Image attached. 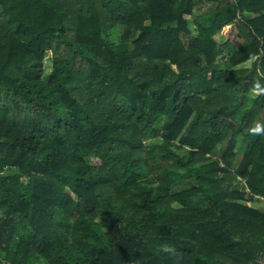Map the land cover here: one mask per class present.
I'll return each instance as SVG.
<instances>
[{
	"label": "trees",
	"instance_id": "16d2710c",
	"mask_svg": "<svg viewBox=\"0 0 264 264\" xmlns=\"http://www.w3.org/2000/svg\"><path fill=\"white\" fill-rule=\"evenodd\" d=\"M259 201L264 0H0V264H264Z\"/></svg>",
	"mask_w": 264,
	"mask_h": 264
},
{
	"label": "rangeland",
	"instance_id": "374dc122",
	"mask_svg": "<svg viewBox=\"0 0 264 264\" xmlns=\"http://www.w3.org/2000/svg\"><path fill=\"white\" fill-rule=\"evenodd\" d=\"M65 14V21L68 24H73V15H71L70 13L66 12L63 13V15ZM237 33V29L236 27H227L223 30V32L221 33V36H223L224 38H227V36H230L229 39L231 41V43H234L235 45H237L240 41L237 39V37L234 35ZM233 44V45H234ZM251 63H247L244 67L248 68L250 66ZM254 96V95H253ZM218 124L221 127H227L229 124H231L230 129L233 130L234 135L238 136L239 135V131H238V124L235 123L234 121L230 120V119H225V118H218L217 119ZM242 156V151L240 150L238 153V160H240ZM254 207L263 210L264 211V201H259L255 204H253Z\"/></svg>",
	"mask_w": 264,
	"mask_h": 264
},
{
	"label": "clouds",
	"instance_id": "9594fccd",
	"mask_svg": "<svg viewBox=\"0 0 264 264\" xmlns=\"http://www.w3.org/2000/svg\"><path fill=\"white\" fill-rule=\"evenodd\" d=\"M260 130H261V129H260L259 126H257V127L254 129L255 132H260Z\"/></svg>",
	"mask_w": 264,
	"mask_h": 264
}]
</instances>
